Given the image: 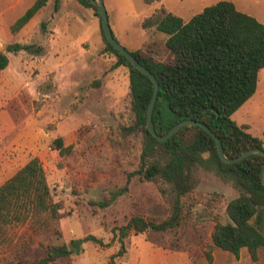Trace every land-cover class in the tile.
I'll use <instances>...</instances> for the list:
<instances>
[{
    "label": "rangeland",
    "instance_id": "1",
    "mask_svg": "<svg viewBox=\"0 0 264 264\" xmlns=\"http://www.w3.org/2000/svg\"><path fill=\"white\" fill-rule=\"evenodd\" d=\"M35 0H0V51L9 63L0 68V164L3 183L32 157L40 158L54 199L64 216L44 231L30 218L16 222L0 237V264H36L50 244L69 242L87 234L82 251L50 264H108L120 247L113 229L132 215L160 221L172 211L169 183L159 184L131 175L141 164L145 132L133 126L129 69L114 67L117 57L106 48L96 9L80 0H49L20 30L12 24ZM220 0H104L116 39L130 50L144 48L166 59L168 34L144 28L143 20L160 6L189 20ZM238 9L264 23V0H232ZM19 48L8 50L11 45ZM264 139V68L256 92L232 115ZM72 145L62 154L54 139ZM197 184L184 197L185 215L174 231H147L126 237L122 264H208L205 251L217 222L229 220L228 202L238 195L234 186L214 172L196 169ZM122 191V192H121ZM62 231V235L57 233ZM264 231V226H263ZM220 264H264L243 247L240 257L214 247ZM175 255L165 259V255ZM179 256V258H178ZM182 257V258H180ZM213 261V260H212Z\"/></svg>",
    "mask_w": 264,
    "mask_h": 264
},
{
    "label": "trees",
    "instance_id": "2",
    "mask_svg": "<svg viewBox=\"0 0 264 264\" xmlns=\"http://www.w3.org/2000/svg\"><path fill=\"white\" fill-rule=\"evenodd\" d=\"M49 0H35L12 24L18 31L43 8ZM96 9L90 0H80ZM152 3L158 0H144ZM60 0H56V7ZM144 28L156 27L168 34L166 59H158L140 47L130 50L138 60L157 77L160 89L153 111V121L159 134L167 133L184 119L205 122L220 137L225 153L230 157L247 149H264V139L248 131V124H239L233 113L257 90L259 74L264 68V23L255 16L237 8L232 0H220L206 6L189 20L160 6L146 17ZM102 27V22H101ZM106 48L117 57L114 67L129 69L131 106L136 121L133 126L146 134L140 167L131 175L161 183H169L172 192V211L160 221L143 215H132L126 224L113 229L118 236L119 249L111 254L108 264H122L127 253L126 237L134 229L136 234L147 231H174L184 219V197L196 184V169L214 172L231 183L238 195L226 207L229 220L217 222L205 251L213 260L212 249L220 247L233 252L237 258L246 247L254 261H258L264 246V154L253 153L241 161L230 163L218 152L216 140L200 125L181 127L170 138L160 141L150 131L147 112L154 92V82L108 40ZM11 45L8 50L19 48ZM9 63L8 54L0 51V68ZM54 146L62 154L72 145H65L62 136L54 139ZM122 192V191H121ZM64 216L63 203L54 199L45 168L39 157H32L0 185V237L16 222L30 218L31 226L44 231ZM62 235V231L57 229ZM92 240L101 246V237L87 234L69 242L50 244L36 264H50L60 257H70L82 251V244Z\"/></svg>",
    "mask_w": 264,
    "mask_h": 264
},
{
    "label": "water",
    "instance_id": "3",
    "mask_svg": "<svg viewBox=\"0 0 264 264\" xmlns=\"http://www.w3.org/2000/svg\"><path fill=\"white\" fill-rule=\"evenodd\" d=\"M90 1L97 6V8L100 12L101 22H102V27H103L104 33L107 36L108 40L111 42V44L114 47H116L120 52H122L132 62V64L134 66H136L138 69H140L145 74H147L152 79V81L154 82V92H153V96H152V99L150 101V104L148 107V112H147V124H148L149 131L158 140L163 141V140L170 138L173 134H175L183 126L196 124V125L202 126L212 137L215 138L218 152H219L221 158L223 160H225L226 162H230V163L238 162V161H241L242 159H244L245 157H247L253 153L264 154L263 148L254 147V148H250V149L245 150L240 155H237L235 157L228 156L225 153L223 143H222L220 137L216 134V132L213 131L205 122L197 120V119L181 120V121L177 122L175 125H173L167 133L159 134L155 128V124L153 121V111H154V107H155V104H156V101L158 98L159 89H160V84H159L157 77L147 66H145L143 63H141L138 60V58L136 56H134L132 54V52L127 47H125L123 44H121L116 39V37L114 36L113 30H112V27H111L110 19L108 16V12H107V8H106L104 0H90ZM263 178H264V169H263Z\"/></svg>",
    "mask_w": 264,
    "mask_h": 264
},
{
    "label": "crops",
    "instance_id": "4",
    "mask_svg": "<svg viewBox=\"0 0 264 264\" xmlns=\"http://www.w3.org/2000/svg\"><path fill=\"white\" fill-rule=\"evenodd\" d=\"M3 184V180H2V166L0 164V185ZM175 255L173 254H170V255H165L164 258L165 259H172ZM186 259L184 258V263L185 264H193L190 257L186 254ZM179 258V256H178ZM182 258V257H180ZM220 263H223L220 261V259L218 258V256L216 255V252L213 254V261L209 262L208 264H220ZM207 264V263H206Z\"/></svg>",
    "mask_w": 264,
    "mask_h": 264
}]
</instances>
